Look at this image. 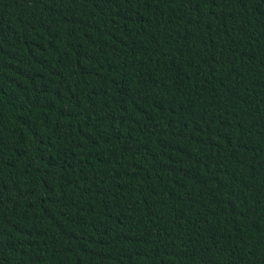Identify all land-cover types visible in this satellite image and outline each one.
<instances>
[{"label":"trees","instance_id":"trees-1","mask_svg":"<svg viewBox=\"0 0 264 264\" xmlns=\"http://www.w3.org/2000/svg\"><path fill=\"white\" fill-rule=\"evenodd\" d=\"M0 264H264V0H0Z\"/></svg>","mask_w":264,"mask_h":264}]
</instances>
